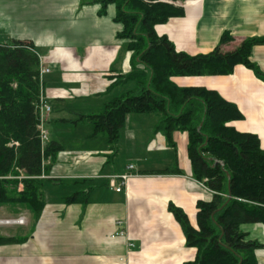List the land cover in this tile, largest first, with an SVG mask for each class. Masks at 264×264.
<instances>
[{"label":"crops","instance_id":"crops-1","mask_svg":"<svg viewBox=\"0 0 264 264\" xmlns=\"http://www.w3.org/2000/svg\"><path fill=\"white\" fill-rule=\"evenodd\" d=\"M84 1L0 0V44L31 43L50 69L43 77V100L51 107L47 123L54 122L56 129L47 131L48 142L62 146L44 172L54 183L46 185L40 220L32 231L31 216L22 225L13 223L16 231H29L31 237L24 244L1 246L0 264L193 262L197 249L187 246L169 205L181 209L197 228V205L210 202L213 193L193 176L188 134L174 131L169 142L157 130L160 114H129L112 149L106 134L93 136L91 125L76 123L80 115L102 114L111 100L136 88L132 81L115 84L132 69L129 41L119 39L123 25L115 22L116 6L109 5L101 16L100 5ZM168 3L184 15L157 25L155 32L167 37L177 52L209 54L224 33L234 40L222 47L225 53L246 39L264 38V0ZM251 62L264 74V46L253 49ZM172 82L215 91L235 105L243 119L228 126L257 136L264 150V81L252 70L237 65L229 76L174 77ZM130 165L137 176L116 193L107 177L125 173ZM85 191L90 194L87 204H65L67 197ZM246 226L242 231L249 239L264 245V225H253L262 232L259 238ZM256 258L264 264V247Z\"/></svg>","mask_w":264,"mask_h":264},{"label":"trees","instance_id":"trees-1","mask_svg":"<svg viewBox=\"0 0 264 264\" xmlns=\"http://www.w3.org/2000/svg\"><path fill=\"white\" fill-rule=\"evenodd\" d=\"M177 1H84L100 5L101 16L109 5L116 6L115 22L123 25L119 39L129 41L132 69L115 84L132 81L136 88L111 100L102 114L80 115L76 123H89L93 136L106 134L112 149L129 114H160L157 130L169 142L174 131L187 133L193 176L205 184L213 198L198 203L197 228L181 209L169 205L187 246L197 249L195 261L186 264H258L256 251L264 245L249 239L241 227L264 225V150L260 141L228 126L243 116L217 92L180 88L172 79L229 76L237 65H243L264 81V74L251 62L253 49L264 46V38L246 39L225 53L222 47L230 45L233 37L224 33L219 46L209 54L177 52L167 37L155 32L157 25L184 15L181 8L168 3ZM40 69V56L31 43L0 44V207L29 210L31 231L46 206V185L54 183L42 178L44 158L54 159L62 151L56 142H48L44 149L41 142L38 109L44 83ZM21 175L24 178L20 180ZM89 195V191L77 192L64 202L87 204ZM27 235H0V247L24 244L31 237Z\"/></svg>","mask_w":264,"mask_h":264},{"label":"built area","instance_id":"built-area-1","mask_svg":"<svg viewBox=\"0 0 264 264\" xmlns=\"http://www.w3.org/2000/svg\"><path fill=\"white\" fill-rule=\"evenodd\" d=\"M50 72V69L45 67L42 62H41V69H40V75L41 78L43 79V77L48 74ZM38 116H39V130H40V138H41V142L43 144V149L45 147V145L48 143L49 141V134L47 132V130L45 129V122L47 121V117L48 115L51 113V107L45 103L44 100L41 101V104L39 106L38 109ZM16 146H18V144H16ZM43 166H45V163L43 161ZM137 176V169L134 165H130L127 167L126 172L123 174H119V175H114V176H109L107 177L109 186L116 192V193H121L127 186L129 181L133 178ZM44 177V175H43ZM42 177V178H43ZM0 223H4L2 221H0ZM14 223L17 224H24V220L23 218L18 219L17 221H15ZM120 236L125 238V232H121ZM129 248H133L134 244L129 243L128 245Z\"/></svg>","mask_w":264,"mask_h":264},{"label":"rangeland","instance_id":"rangeland-1","mask_svg":"<svg viewBox=\"0 0 264 264\" xmlns=\"http://www.w3.org/2000/svg\"><path fill=\"white\" fill-rule=\"evenodd\" d=\"M175 19V18H174ZM234 42V40L230 43V45ZM133 86V84H131ZM131 87V86H130ZM86 126H90L89 123H86ZM45 129L47 131H51L52 133H55V123L53 122H48L47 121L45 122ZM48 132V133H49ZM51 133L50 137H51V140L54 139L53 138V134ZM106 136V135H105ZM65 137H68V135H66ZM16 145L17 143L15 142H12L11 145ZM52 160H55L54 159H45L44 158V163H45V170H46V166L50 164V162H52ZM46 173V171H45ZM43 177V176H42ZM22 178H24L23 175H21L19 177V179L21 180ZM44 180L46 181L47 179L45 178V176L43 177ZM19 191L22 190V184L19 185ZM47 190V186L45 188V192ZM62 193V192H61ZM67 197V196H66ZM31 214H30V211L29 210H13V209H10L8 207H0V221L4 222V223H0V235L2 236H6L5 234L9 233V234H12L10 236H13L14 234L15 235H19V236H24V235H27L29 236L31 233L28 231V233L25 231V230H19V231H16V227L14 226V222L17 221L18 219L20 218H25V217H28L30 218ZM21 227H26L25 225L21 226ZM243 227V226H242ZM242 227H241V231H242ZM246 228L252 233V235H254L255 237H260L262 232L261 230L259 229H254V226L253 225H247Z\"/></svg>","mask_w":264,"mask_h":264},{"label":"water","instance_id":"water-1","mask_svg":"<svg viewBox=\"0 0 264 264\" xmlns=\"http://www.w3.org/2000/svg\"><path fill=\"white\" fill-rule=\"evenodd\" d=\"M200 128H201V126H200ZM200 128H199V129H200ZM216 164H217V162H216ZM228 178L230 179V175H228Z\"/></svg>","mask_w":264,"mask_h":264},{"label":"bare ground","instance_id":"bare-ground-1","mask_svg":"<svg viewBox=\"0 0 264 264\" xmlns=\"http://www.w3.org/2000/svg\"><path fill=\"white\" fill-rule=\"evenodd\" d=\"M116 98V97H115Z\"/></svg>","mask_w":264,"mask_h":264}]
</instances>
